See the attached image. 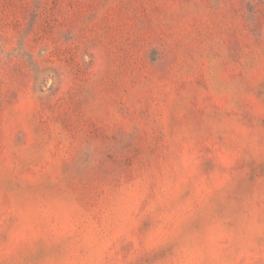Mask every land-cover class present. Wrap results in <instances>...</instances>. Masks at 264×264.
Masks as SVG:
<instances>
[{
	"label": "rangeland",
	"instance_id": "1",
	"mask_svg": "<svg viewBox=\"0 0 264 264\" xmlns=\"http://www.w3.org/2000/svg\"><path fill=\"white\" fill-rule=\"evenodd\" d=\"M0 264H264V0H0Z\"/></svg>",
	"mask_w": 264,
	"mask_h": 264
}]
</instances>
